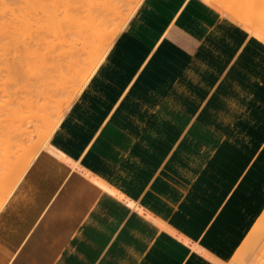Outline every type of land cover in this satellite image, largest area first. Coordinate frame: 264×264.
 Returning a JSON list of instances; mask_svg holds the SVG:
<instances>
[{
  "label": "crops",
  "instance_id": "crops-1",
  "mask_svg": "<svg viewBox=\"0 0 264 264\" xmlns=\"http://www.w3.org/2000/svg\"><path fill=\"white\" fill-rule=\"evenodd\" d=\"M220 12L140 1L0 211V264L236 254L264 211V41Z\"/></svg>",
  "mask_w": 264,
  "mask_h": 264
},
{
  "label": "bare ground",
  "instance_id": "bare-ground-1",
  "mask_svg": "<svg viewBox=\"0 0 264 264\" xmlns=\"http://www.w3.org/2000/svg\"><path fill=\"white\" fill-rule=\"evenodd\" d=\"M3 1L2 11L9 18L0 23V47L6 45L8 37L14 40L16 33L26 32L27 36L13 50L7 45L10 52L16 51L4 61L7 79L0 87V211L39 151L50 147L49 139L64 113L141 0L128 12L123 11L126 0H56L47 10L41 0H24L23 4V0H16L20 2L17 5ZM205 1L225 15L237 16L252 31L256 23L263 24L262 16L255 15L262 0ZM257 250L264 264V236Z\"/></svg>",
  "mask_w": 264,
  "mask_h": 264
},
{
  "label": "rangeland",
  "instance_id": "rangeland-1",
  "mask_svg": "<svg viewBox=\"0 0 264 264\" xmlns=\"http://www.w3.org/2000/svg\"><path fill=\"white\" fill-rule=\"evenodd\" d=\"M1 1V0H0ZM3 1V0H2ZM15 2H13V0H10V3L13 5L14 3L17 5L18 3H20L22 0H19L20 2H18V1H16V0H14ZM44 1H46V2H44ZM56 0H41V2H43V3H46L45 4V10H47L48 8H51V4H53L54 2H55ZM58 1V0H57ZM4 2V1H3ZM3 2H0V6L2 5V7L0 8V13H1V11H2V9H3ZM9 3V0H5V3ZM18 2V3H17ZM23 2H24V0L20 3V4H23ZM4 3V4H5ZM14 4V5H15ZM126 4H127V7H126ZM137 4V2H136V0H126L125 1V3H124V6H123V11L124 12H128L129 11V7L131 6V5H136ZM261 4V5H260ZM5 5H7V4H5ZM12 5H11V7H12ZM37 5V4H36ZM50 7H49V6ZM9 6H10V4H9ZM260 7V8H259ZM125 8V9H124ZM258 8L259 9H257L256 11H255V15L257 14V16H259V17H261L262 19H264V0H262V1H259V6H258ZM43 10V9H42ZM42 10H40V11H42ZM41 13V12H40ZM221 13V12H220ZM3 13V11H2V16H4V15H6V16H4V20L2 21V19H1V17L2 16H0V23L2 22V24H3V22L5 21V19L7 18H9V17H7L8 15H7V12H6V14H4ZM222 15H223V17H226V18H231V19H233V20H235V21H237L238 23H240L245 29H247V31L251 34H254L255 33V36L256 37H261V38H263L264 36H262V35H264L263 33H264V21H262L263 22V24L262 23H256L255 24V26H254V30L252 31L251 29H249V27H247L246 25H244L241 21H240V19L237 17V16H233V15H225V14H223V13H221ZM261 15V16H260ZM248 17H249V15H248ZM1 26V25H0ZM2 28V27H1ZM0 28V29H1ZM252 31V32H250V31ZM2 32V31H1ZM261 33H262V35H261ZM17 35H16V38L14 37V40L11 38V41H10V38L8 37L7 39H8V43H6V40L4 41V43L6 44V45H4V47L6 46V48H4L3 46H1L0 48L4 51H2L1 49V52H0V58H2V62H1V60H0V69H1V71H0V87H4L5 86V84L2 86V84H3V82H2V80H4L5 81V79H7V76H6V74H5V67H6V65L4 64V63H6V62H4L7 58H8V55H9V57H11L12 55H11V53H13V52H15L16 51V48H15V51H12L13 50V48L18 44V42L19 41H21L22 40V38L24 39V35H26L27 36V34H26V32H25V34H24V32L23 33H19V35H18V33H16ZM4 36H5V34H4ZM21 37V38H20ZM260 38V39H261ZM12 40H13V42H12ZM17 41V42H16ZM10 42H12V43H10ZM16 44V45H15ZM10 45L11 46V48H9L8 46ZM13 45V46H12ZM12 49L11 50V52H10V50L8 49ZM4 48V49H3ZM6 49H8L7 51H8V53H7V51H6ZM3 52V53H2ZM5 52H6V54H5ZM2 54V55H1ZM7 55V56H6ZM11 55V56H10ZM7 57V58H6ZM5 58V59H4ZM4 59V60H3ZM3 63V64H2ZM1 64L3 65V66H1ZM1 67H3V68H1ZM4 69V70H3ZM3 73V74H2ZM4 74H5V76H4ZM2 77H3V79H2ZM89 80V79H88ZM88 80H87V82L85 83V85L83 86V89L86 87V85H87V83H88ZM2 88H1V90H2ZM1 90H0V92H1ZM79 96H80V93L78 94V96L75 98V100L72 102V104L70 105V107L67 109V111L64 113V116H63V118H65L66 117V115H67V113L70 111V109H71V107L73 106V105H75V103L77 102V100H78V98H79ZM37 137V136H36ZM37 139V138H36ZM44 151H46V149H44L43 151H42V153L44 152ZM41 153V154H42ZM40 155H38L37 156V158L34 160V163L36 162V160L38 159V157H39ZM19 188V187H18ZM17 188V189H18ZM16 192V191H15ZM15 194V193H14ZM14 194H13V196H14ZM12 196V197H13ZM6 207V206H5ZM4 207V208H5ZM3 208V209H4ZM2 209V210H3ZM1 210V211H2ZM262 214H264V211H263V213ZM262 216H264V215H261L260 217H259V219L257 220V222L255 223V225H254V227L252 228V230L250 231V233L248 234V236H247V238L244 240V244L242 243V245L239 247V249L237 250V252H236V254L229 260V261H227L226 263H223V264H227L228 262V264H233L234 263V260L233 259H235V260H237L238 262H239V264H252V262H253V264H261L262 263V259H260L261 258V254H259L258 253V250H257V246H258V244H259V242H260V240H261V238L264 236V229L262 230V226L264 225L263 223H264V217H262ZM262 217V218H261ZM262 220V221H261ZM259 221V222H258ZM256 226V227H255ZM258 226V227H257ZM264 228V227H263ZM259 229H261V230H259ZM257 233V234H256ZM260 233V234H259ZM253 246V247H252ZM243 247V248H242ZM251 248V249H250ZM254 248V249H253ZM244 249V250H243ZM253 250V251H252ZM245 251V252H244ZM241 252H243V254L241 253ZM256 253V255L258 256V254H259V256L257 257V259H256V255H255V253ZM246 254V255H245ZM255 257V258H254ZM260 257V258H259ZM258 258H259V262H258ZM256 260H257V262H256ZM251 262V263H250Z\"/></svg>",
  "mask_w": 264,
  "mask_h": 264
}]
</instances>
